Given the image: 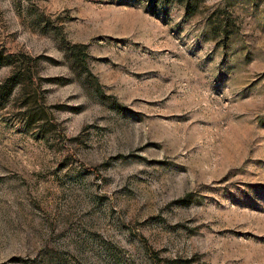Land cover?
<instances>
[{"label": "rangeland", "instance_id": "obj_1", "mask_svg": "<svg viewBox=\"0 0 264 264\" xmlns=\"http://www.w3.org/2000/svg\"><path fill=\"white\" fill-rule=\"evenodd\" d=\"M0 52V264H264V0H0Z\"/></svg>", "mask_w": 264, "mask_h": 264}, {"label": "trees", "instance_id": "obj_2", "mask_svg": "<svg viewBox=\"0 0 264 264\" xmlns=\"http://www.w3.org/2000/svg\"><path fill=\"white\" fill-rule=\"evenodd\" d=\"M205 0H150L153 5L166 6L169 4H178L184 8L185 16L192 17L201 12L202 3ZM0 52V68L8 63L14 66L12 74L0 82V105L11 96L13 89L19 86V90L25 93L34 83V74L29 62L21 56H5ZM4 57V56H3Z\"/></svg>", "mask_w": 264, "mask_h": 264}]
</instances>
